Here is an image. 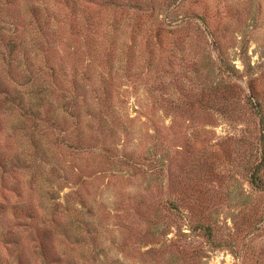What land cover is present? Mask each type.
Listing matches in <instances>:
<instances>
[{
	"label": "rangeland",
	"instance_id": "rangeland-1",
	"mask_svg": "<svg viewBox=\"0 0 264 264\" xmlns=\"http://www.w3.org/2000/svg\"><path fill=\"white\" fill-rule=\"evenodd\" d=\"M171 1L0 0V264H264V0Z\"/></svg>",
	"mask_w": 264,
	"mask_h": 264
},
{
	"label": "trees",
	"instance_id": "trees-1",
	"mask_svg": "<svg viewBox=\"0 0 264 264\" xmlns=\"http://www.w3.org/2000/svg\"><path fill=\"white\" fill-rule=\"evenodd\" d=\"M172 6L177 4L176 0L171 1ZM226 64H223L224 66ZM230 67V66H228ZM233 67V66H231ZM249 104H251L252 108H254L255 113H261L262 118H264V104L263 102L251 95L249 97ZM264 119H262L263 123ZM264 132V129L263 131ZM253 144V143H252ZM251 156H253V161L250 163V178L249 183L254 190L262 191L264 190V133L261 134L256 150L251 151ZM5 208L4 203H0V212ZM26 208V207H25ZM29 209L26 208V215L30 218L33 217L31 213H27ZM45 235V234H44ZM41 243V250L39 251L42 255V258L47 259V254L49 252L48 244L44 242ZM13 247L9 250V257L6 258L5 261H2L1 264H30L27 260V256L23 247H21L18 243V240L13 242ZM14 256L13 259L11 257ZM47 262V261H45ZM48 264H51L50 262ZM57 264H61L57 262Z\"/></svg>",
	"mask_w": 264,
	"mask_h": 264
}]
</instances>
